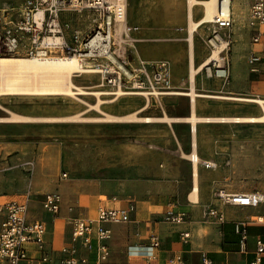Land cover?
Returning <instances> with one entry per match:
<instances>
[{"label": "rangeland", "instance_id": "rangeland-1", "mask_svg": "<svg viewBox=\"0 0 264 264\" xmlns=\"http://www.w3.org/2000/svg\"><path fill=\"white\" fill-rule=\"evenodd\" d=\"M26 1L0 0L17 7ZM193 7V18L197 20L203 13L202 6ZM125 9V21L136 27L132 32L135 41L126 43L125 33L118 23L114 28L115 51L121 52L123 64L131 76L122 77L120 86H114L103 83L102 72H83L74 77L75 83L99 91H115L118 87L138 91L140 89L136 88V84L139 80L144 82L147 90L148 74L164 61L169 69V87L159 86L158 90H188V0H128ZM95 17V13L87 8L80 12L71 9L63 11L60 23L64 35L69 37L74 31L82 39L94 27ZM249 19L247 1L236 0L233 23L227 30L230 36L219 48L222 50L225 47L222 53L229 61L228 80L207 78L203 73L202 63L212 54L205 38L213 23H202L194 32L193 62L195 66L202 65L194 77L196 91L264 99L262 64L249 62L253 49ZM87 60L99 68L110 65L105 59ZM146 96L149 103L138 115L152 116L153 120L110 122L72 119L84 110L87 111L83 112V116H103L90 106L97 103V97L92 94L79 95L78 98L66 95H0V117H9L12 113L33 117L32 120H0V200H26L29 215L44 220L45 214L51 219L53 215L43 209L41 201L46 192L58 191L61 199L59 214L65 215L71 226L74 218L84 217V213H78L77 208L86 207L85 218L96 219L100 204L88 206L89 196L101 202L127 199L133 203H147L154 195L163 197L168 193L163 185L165 180L174 175L178 180L181 162L187 159L192 166L190 155L186 157L180 149L179 126L176 125L186 121L176 118L191 114L190 110L180 111V102L190 106L189 96L177 93L118 96L104 93L100 94L104 102L99 103V108L111 115H129L146 103ZM195 103L214 110V115H202L195 111L198 116L262 113L259 104L239 99L204 95L197 96ZM41 117L58 119L43 120ZM219 125L214 140L228 141L229 149H220L214 159H199L197 169L207 170L211 174L209 178L224 183L218 188H227L229 192L261 188L264 185V123L219 121ZM192 134L195 138V132ZM194 138L192 152L197 142ZM203 162H214L215 165L205 166ZM197 178L198 175L196 182ZM198 194V190L194 194L190 191L189 196L195 200ZM210 194L216 199L215 190ZM56 228L58 236L52 241L53 248L50 247L49 234L46 239L49 248L59 252L55 264H62L61 250L69 241L71 229L67 232L62 225Z\"/></svg>", "mask_w": 264, "mask_h": 264}, {"label": "built area", "instance_id": "built-area-1", "mask_svg": "<svg viewBox=\"0 0 264 264\" xmlns=\"http://www.w3.org/2000/svg\"><path fill=\"white\" fill-rule=\"evenodd\" d=\"M128 0H27L22 6H14L0 2V57L9 54L48 56L58 53L67 55L79 54L80 50L86 49V43L95 36L108 37L109 32L114 33L116 21L125 12ZM123 4L118 9V4ZM224 0H220L219 7L214 18L213 27L205 38L207 48L211 50L219 48L230 35L227 30L232 26L233 14L229 3L224 8ZM250 9L248 25L251 32L253 49L250 52L249 62L260 63L264 70V0H247ZM84 8L92 10L96 17L93 19L92 30L79 38L78 33H71L66 37L63 26L60 23L62 12L71 9L80 12ZM124 8V11H123ZM41 11V15L38 12ZM66 26L68 24L66 23ZM136 29L133 25H126L124 33L126 43H133L135 37L132 32ZM60 40H49V38ZM116 39L113 37L112 49L115 51ZM103 41L95 46L101 47ZM225 48V47H224ZM217 59H210L203 65V73L207 78L228 80L230 77L229 61L223 50ZM116 52V51H115ZM87 53V52H86ZM114 53V52H113ZM118 53V51H117ZM121 52L115 54L123 63ZM86 55V54H85ZM91 60L105 59L106 66H102L103 83L120 86L122 77H128L104 54L93 52L82 56ZM156 70L147 76L148 88L144 82L137 81L136 88L139 93L146 95L160 94L158 87H169V69L166 62L157 64ZM135 88V82L133 84ZM135 91V90H134ZM215 197L222 204L264 207V187L251 192L234 191L228 192L224 188L215 191ZM44 210L52 215H58L61 211V199L58 191L46 192L41 201ZM221 216V215H220ZM172 220L181 219L180 216H170ZM129 220L127 211L124 209L97 207L96 219L76 217L72 221L69 241L61 250L62 264H105L110 249L107 240L111 230L105 226L106 222ZM235 231L241 235V241L245 240L244 224L235 225ZM188 235L187 233L183 234ZM47 227L45 222L38 216L28 213L26 200L5 199L0 200V264H53L52 251L47 242ZM95 240L93 247L92 241ZM154 240L152 246H157ZM93 260L90 261V255ZM264 255V239L256 242L255 258L252 264H259ZM143 256V264H155L156 255L152 250H146ZM180 256L170 258L168 264H182ZM202 264H212L207 256H203Z\"/></svg>", "mask_w": 264, "mask_h": 264}, {"label": "crops", "instance_id": "crops-1", "mask_svg": "<svg viewBox=\"0 0 264 264\" xmlns=\"http://www.w3.org/2000/svg\"><path fill=\"white\" fill-rule=\"evenodd\" d=\"M230 1L233 14L236 0ZM193 9V6L190 10L188 8V19L194 20ZM197 30L198 28L195 31ZM196 97L193 103L190 101V106L180 102V111L190 110L191 114L178 118L184 120L194 113L200 119L194 123L186 120L176 124L179 126L180 149L186 157L190 155L192 166L187 159L181 162L178 180L174 175L171 179H166L163 184L168 193L163 197L154 195L147 203H133L127 199L101 202L96 197H88V206L93 207L99 203L106 207L124 209L128 214L127 222L105 223V226L111 230L110 238L107 240L110 254L105 264H143L142 254L146 250L155 253V264H168L169 259L175 256L182 258V264H202L204 255L210 258L212 264H252L256 242L258 239H264V207H239L222 204L219 200L213 199L211 191H216L224 183L209 178L211 174L204 168L197 169L199 159H214V155L221 151L220 149H229L228 141L214 140V134L219 131V121L238 122L232 118L244 116H198L195 111L202 115L212 113L214 115V110L209 106L196 105ZM192 132H195V138ZM193 138L197 141L194 152H192ZM193 153L197 156L196 163L192 159ZM195 187L199 194L195 200H192L189 195L190 191L193 194L196 192H194ZM263 187L264 185L261 188ZM77 210L78 213H84V218L86 217V207ZM80 210L82 212H79ZM180 215L179 220L170 218ZM47 217L48 215L44 214L43 221L51 240L50 247L53 248L52 241L58 236L56 227L65 226V230L69 232L71 226L67 223L65 215H53L51 219ZM241 222L245 228L244 242L241 241V235L235 231V225ZM184 233L188 235L184 236ZM154 240L158 241L157 246H152ZM95 243L93 240V247ZM58 253L52 251L53 264L59 257ZM92 260L93 254L90 255V261ZM259 264H264V255Z\"/></svg>", "mask_w": 264, "mask_h": 264}, {"label": "bare ground", "instance_id": "bare-ground-1", "mask_svg": "<svg viewBox=\"0 0 264 264\" xmlns=\"http://www.w3.org/2000/svg\"><path fill=\"white\" fill-rule=\"evenodd\" d=\"M230 0H224V8L227 9ZM220 0H188V8L194 5L202 6V15L197 20L189 19L188 24V40L190 43V60H189V81L190 86L188 90L182 91H173L168 90L161 93H177L187 95L190 98L191 103L194 102L196 96H218L232 99L245 100L250 102H255L260 105L262 109V113L257 116H244V117H235L232 118L234 121L238 122H263L264 123V99L258 97H242V96H224V95H211L204 94L195 90L194 87V77L198 70L210 59L219 58L220 47L218 49H214L212 51L211 56L206 59L202 65L195 66L193 62L192 56V38L194 31L200 26L202 23H211L214 21L217 8L219 7ZM122 10V2L118 4V9ZM124 11V8H123ZM126 11V9H125ZM190 13V11H189ZM38 15H41V11L38 12ZM118 20L116 21L115 26L118 24L120 28L125 29L127 22L125 21V12L119 17L116 16ZM190 18V17H189ZM131 25V24H130ZM113 37L115 38V34L113 32H109L108 37H99L95 36L90 41L86 43V49L80 50L79 54L76 55H48V56H37V55H21V54H9L2 55L0 57V95H25V96H49V95H66L70 97L78 98L79 95H88L92 94L97 97V103L94 105H90L95 107L99 112L103 114V116L97 117H89L83 116V112L78 113L72 116V119L75 120H92V121H128L133 122L137 120L151 121L154 119L152 116H139L138 113L142 109L148 105L149 97L146 96V103L141 108L136 111H133L129 115L125 116H117L111 115L103 112L99 108V103L104 102L100 98V94L104 93H113L117 96L120 94H139L140 91H132V90H122L121 87H118L115 91H99L95 89H91L89 86H82L74 81V77L83 73V72H100L103 69L96 67L95 65L90 64V61L87 58L82 56H87V54L97 52L100 54H104L105 58H108L111 62H113L121 71H123L126 75H130L129 70L124 66V64L119 60L117 52L112 49ZM116 39V38H115ZM49 40H60L59 38H49ZM103 41L101 47L95 46L98 42ZM223 48V47H222ZM87 52V53H86ZM114 52V53H113ZM86 54V55H85ZM89 59V58H88ZM91 60V59H90ZM188 70V71H189ZM196 78V77H195ZM138 85V84H137ZM115 99V98H114ZM83 114V115H82ZM33 117L31 116H22V115H12L9 117H0V120H28ZM60 118V117H59ZM71 118V117H68ZM164 118V117H161ZM168 118V117H167ZM173 118V117H172ZM168 118V119H172ZM175 118V117H174ZM37 119V118H36ZM40 119L49 120L54 119L51 117H41ZM58 119V118H56ZM54 119V120H56ZM179 118H176V120ZM197 116L192 113L191 117H188L184 120H189L194 123L196 120H199ZM32 120V119H31ZM35 120V118H34ZM156 120V119H155ZM193 162H197V156L193 153L192 155ZM205 166L215 165L212 162H204ZM196 191V187L194 188V192ZM254 191V190H253ZM229 192V191H228ZM251 192V191H245Z\"/></svg>", "mask_w": 264, "mask_h": 264}]
</instances>
